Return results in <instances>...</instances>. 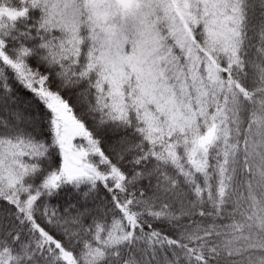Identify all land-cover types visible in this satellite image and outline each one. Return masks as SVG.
<instances>
[{
  "label": "snow or ice",
  "instance_id": "obj_1",
  "mask_svg": "<svg viewBox=\"0 0 264 264\" xmlns=\"http://www.w3.org/2000/svg\"><path fill=\"white\" fill-rule=\"evenodd\" d=\"M0 264H264V0H0Z\"/></svg>",
  "mask_w": 264,
  "mask_h": 264
}]
</instances>
